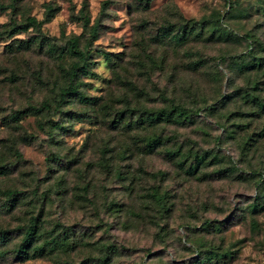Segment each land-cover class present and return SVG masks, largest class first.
Wrapping results in <instances>:
<instances>
[{"label":"rangeland","instance_id":"rangeland-1","mask_svg":"<svg viewBox=\"0 0 264 264\" xmlns=\"http://www.w3.org/2000/svg\"><path fill=\"white\" fill-rule=\"evenodd\" d=\"M0 264H264V0H0Z\"/></svg>","mask_w":264,"mask_h":264},{"label":"trees","instance_id":"trees-1","mask_svg":"<svg viewBox=\"0 0 264 264\" xmlns=\"http://www.w3.org/2000/svg\"><path fill=\"white\" fill-rule=\"evenodd\" d=\"M46 9H49V6H46ZM42 21L41 20H37L35 17L33 16H28L25 18L23 24L25 26L28 25H36L38 27H40ZM89 30L91 32V35H93V32L95 30V26L92 24L89 27ZM163 33H170V27H164V29L162 30ZM191 34V28H189L187 31L182 28L179 31H175L174 33L170 34V36L178 42H182L186 39L187 35ZM194 35V34H193ZM66 50H68L70 53L75 54L77 57L79 58H84V52L80 49L77 48L76 46V42L74 38H68L66 40ZM76 69H80V67H74V68H70L69 72H68V76L72 77L75 75L76 73ZM69 86L66 85L65 87H61L59 88V95L60 97L63 96V94H65L68 91ZM257 105L261 106L259 103H257ZM40 110V107H33V106H28L26 108H23L22 110H20L19 112H26V111H30V112H37ZM182 107L179 104H170L169 105V111L167 112L166 118L168 117L169 114H172L173 112L177 111V112H182ZM162 110L158 111L156 113H149V114H145V117L147 120L149 121H156V119L160 117H162ZM143 118H140L139 121H142ZM160 142L159 138L157 136L155 137H146L145 138V142H144V146L146 147V149L148 151L153 150L155 148V146ZM235 169H237V167L235 166ZM255 170H251L250 173H255ZM257 204H254L252 207L253 209H255ZM258 207H261V205L259 204ZM36 218L33 217L29 220V224L26 227V229L24 230V234L22 237V242L21 245L18 247L19 252H21L23 257H32V256H37L40 255L44 252V243L41 245H32V240L34 239L35 235H36ZM54 239H52L53 241ZM54 242V241H53ZM31 246V252L30 254H28L27 248Z\"/></svg>","mask_w":264,"mask_h":264}]
</instances>
